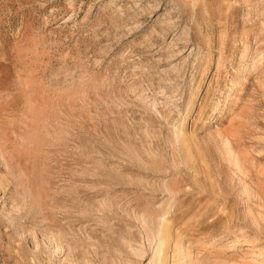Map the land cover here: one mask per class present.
<instances>
[{
	"label": "rangeland",
	"instance_id": "obj_1",
	"mask_svg": "<svg viewBox=\"0 0 264 264\" xmlns=\"http://www.w3.org/2000/svg\"><path fill=\"white\" fill-rule=\"evenodd\" d=\"M0 264H264V0H0Z\"/></svg>",
	"mask_w": 264,
	"mask_h": 264
}]
</instances>
